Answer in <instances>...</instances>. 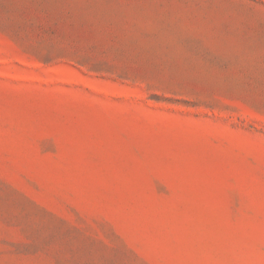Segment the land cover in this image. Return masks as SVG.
<instances>
[{
  "label": "rangeland",
  "instance_id": "374dc122",
  "mask_svg": "<svg viewBox=\"0 0 264 264\" xmlns=\"http://www.w3.org/2000/svg\"><path fill=\"white\" fill-rule=\"evenodd\" d=\"M0 264H264V0H0Z\"/></svg>",
  "mask_w": 264,
  "mask_h": 264
}]
</instances>
